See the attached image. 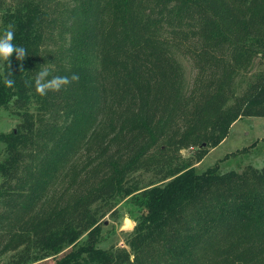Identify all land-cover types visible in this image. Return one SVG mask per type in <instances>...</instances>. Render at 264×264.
I'll list each match as a JSON object with an SVG mask.
<instances>
[{"label": "trees", "instance_id": "16d2710c", "mask_svg": "<svg viewBox=\"0 0 264 264\" xmlns=\"http://www.w3.org/2000/svg\"><path fill=\"white\" fill-rule=\"evenodd\" d=\"M9 25L27 55L13 54L0 71V107L21 109L18 125L0 131L1 252L21 245L16 260L27 263L71 245L51 264H264V164L180 167L162 184L123 186L169 146L197 145L199 158L235 118L264 115V73L226 105L231 75L264 56V0H15L0 13L2 36ZM175 50L207 79L185 86ZM48 65L47 80H79L41 96L34 79ZM109 107L118 113L89 158L95 179L68 192L73 174L58 199L43 203ZM123 138L128 156L115 160L109 145ZM117 194L136 206L133 225L123 245L100 247L93 204Z\"/></svg>", "mask_w": 264, "mask_h": 264}, {"label": "rangeland", "instance_id": "374dc122", "mask_svg": "<svg viewBox=\"0 0 264 264\" xmlns=\"http://www.w3.org/2000/svg\"><path fill=\"white\" fill-rule=\"evenodd\" d=\"M15 0H0V13L7 7L14 4ZM0 37L2 34L0 32ZM51 46V42L47 43ZM175 56L178 59L184 77V83L187 87H193L195 83L201 80H206L207 75L203 76L198 73V62L190 55L181 51L175 50ZM48 66H42L45 70ZM2 61H0V71ZM216 72V71H214ZM264 73V56L255 55L249 62L246 68L235 71L229 79V88L233 95L229 96L226 105L235 101V97L241 95L255 79ZM209 74L208 76H211ZM200 78V79H198ZM35 106L30 104L27 111L34 113ZM15 104L9 101L6 107H0V131L6 132L14 128L21 121L19 112L15 110ZM118 113L117 109L112 107L98 113L94 128L88 134V142L85 139L79 149L64 163L59 174L54 177L45 192L43 203H48L58 199L59 194L64 192L66 182L74 177L73 185L68 189V192H76L88 186L89 182L94 180L91 175V167L95 161H90L89 158L95 153V147L102 140L104 133L110 128V123H113ZM111 118V122L107 126V119ZM123 142L113 141L109 145V152L113 159H125L128 156L127 151L123 149ZM122 145V147H121ZM204 146V144H203ZM241 147L246 149L240 151ZM197 145H189L181 147L177 151L171 146L168 147L163 156H159L155 164L150 165L149 169H138L129 173L123 179V186L136 183L138 186L146 187L152 184H162L170 176V170L179 169L180 167L192 166L196 171H201L208 166H215L217 172L227 170H240L250 167H259L264 164V115H249L235 118L229 125L225 136L214 146L207 145L205 152L199 158L196 157ZM5 149L0 142V159L4 157ZM119 159V160H120ZM126 160V159H125ZM124 161V160H123ZM101 171H104L102 167ZM96 177V175H95ZM2 176L0 175V184ZM67 192V193H68ZM129 195L117 194L114 197L105 198L93 204L99 212L98 221H102L101 230L102 238L97 245L100 247H113L123 245L125 235L131 229L133 220L130 218V211H135ZM84 238L81 235L80 241ZM1 241V239H0ZM71 245L64 247L58 253L45 256L32 262L22 263L16 260V254L21 248L19 245L16 249L0 251V264H51L52 261L68 250Z\"/></svg>", "mask_w": 264, "mask_h": 264}, {"label": "clouds", "instance_id": "9594fccd", "mask_svg": "<svg viewBox=\"0 0 264 264\" xmlns=\"http://www.w3.org/2000/svg\"><path fill=\"white\" fill-rule=\"evenodd\" d=\"M14 39V31L12 26L5 30L2 37H0V61H7L10 64V58L15 54V58L24 60L27 55L26 49L23 46H17L12 43ZM49 72L42 70L37 73L34 79V87L37 94L44 96L47 95L48 91H59L62 87L71 84L74 81L79 80L77 74L72 76H55L51 80H47ZM4 84L11 88L14 86L15 81L5 77Z\"/></svg>", "mask_w": 264, "mask_h": 264}, {"label": "water", "instance_id": "95a60500", "mask_svg": "<svg viewBox=\"0 0 264 264\" xmlns=\"http://www.w3.org/2000/svg\"><path fill=\"white\" fill-rule=\"evenodd\" d=\"M239 171V170H238Z\"/></svg>", "mask_w": 264, "mask_h": 264}]
</instances>
